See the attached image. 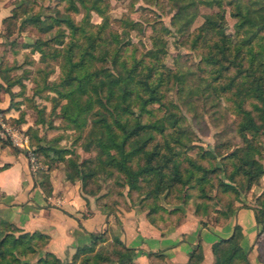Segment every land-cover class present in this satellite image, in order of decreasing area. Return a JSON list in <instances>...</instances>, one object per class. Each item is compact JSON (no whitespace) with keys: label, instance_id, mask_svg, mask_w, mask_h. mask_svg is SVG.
<instances>
[{"label":"trees","instance_id":"16d2710c","mask_svg":"<svg viewBox=\"0 0 264 264\" xmlns=\"http://www.w3.org/2000/svg\"><path fill=\"white\" fill-rule=\"evenodd\" d=\"M66 1L64 12H55L54 16L47 18L44 27H39L42 32H48L55 27L53 36L45 40L36 38L33 46L42 61L48 58H61L57 59L60 60L58 79L43 82L46 91H53L59 98L66 99V102L60 105L59 114L71 122L78 131L83 129L87 121L85 115L91 116L86 148L93 143L97 149L99 163L110 165L123 173L129 189H138L139 177L153 173L156 181L152 191L160 192L165 185L164 169H168L167 176L170 181L183 182L177 159L174 158L179 152L163 137L169 128L178 131V115L171 111L162 117H157L154 116L153 108L150 106L154 103L163 104V87L171 77L176 82H181V74L177 70L166 68L162 63V56L165 53L164 40L154 34L151 39L152 46L139 58L133 54V50L122 55V51L132 44L128 40H122L120 33L108 26L109 17L101 6L102 0ZM199 1L204 2V0H190L187 8L181 4L177 7L176 17L182 18L181 24L186 30L189 21L194 17V9L190 10L189 7ZM76 2L84 9L80 22H76L71 16V12H78ZM91 10L101 17L100 24L88 23L87 17ZM230 14L235 19L233 24L236 30L242 34L237 42H232L224 26L217 25L224 17L222 10L216 14L204 15L202 22L191 33L190 40L193 49L203 45L204 49L198 54L209 65L210 78L206 81L207 85L210 84L218 94L228 95L233 110L239 115L237 134L244 142V146L237 147L225 157L229 160L230 171H226L224 164L220 169L214 165L192 163L201 173L198 178L200 181L208 180L212 173L220 171L224 174L230 183L221 182L219 184L221 192H235L233 182L235 183L237 176L240 177L238 180L240 184L243 180L249 187L264 174V167L257 160L258 158H255V155L260 156L262 150V146L257 144L255 138L258 134H264V0H253V3L246 6L241 0H235ZM6 17L7 15L2 17L1 23ZM38 18V15H32L26 17L22 23L33 21L37 24ZM117 20L123 22L122 25L119 23V26L129 29L134 27V22L125 17ZM84 21L95 28L88 31L82 23ZM65 37H68L67 41ZM50 43L62 46L54 48ZM108 44L109 47L105 48L104 45ZM106 59L109 60L110 67L103 64ZM11 68L13 67L0 60V80L4 84V86L0 84V88L8 92L10 99L14 96L11 85L18 83V80H13L7 74ZM46 74L48 75L49 71L45 72ZM247 101L249 108L245 107ZM7 107H11V102ZM2 111L3 109H0V112ZM21 120L18 118L17 122L20 123ZM156 134L161 136L163 141L162 146L165 148L163 153L160 148L162 146L155 140ZM169 137L175 142H181L179 135L172 137L171 134ZM6 144L12 147L14 153L21 151L10 141H6ZM34 151L38 165L32 171L33 180L42 188L46 196L51 190L49 171L54 168L52 164L64 160L65 157L62 149L42 144H37ZM135 159V164L132 166V161ZM66 160L70 168V171H65L66 179L71 182L79 180L83 186L86 179L94 174L91 169L82 170L70 156L66 157ZM203 189L202 187L200 197L210 198ZM202 202L206 206V201ZM218 203L224 209L223 212H219L222 214L221 219L229 217L235 209L232 200L226 204ZM253 211L255 222H262L263 218H260V214L264 216V211L256 209ZM146 216L149 221L155 222L150 210ZM13 231L19 232L18 236H15ZM90 234L92 240L87 245L75 248L74 258L88 251H93L94 257L101 258L100 252L94 250V247L103 243L108 235L116 245L114 248L116 260L120 264H134L133 249L128 248L117 236H111L108 230ZM241 235L240 226L235 224L230 237L213 242L210 247L214 257L212 264H250L240 245ZM46 241V236L40 231L24 232L14 227L12 223L1 220L0 264H34L23 262L18 258L33 251L38 245L44 246ZM202 257L201 246L198 244L188 253L187 264H196L202 260ZM37 258L36 264H73L47 251ZM104 259L110 262V258Z\"/></svg>","mask_w":264,"mask_h":264},{"label":"rangeland","instance_id":"374dc122","mask_svg":"<svg viewBox=\"0 0 264 264\" xmlns=\"http://www.w3.org/2000/svg\"><path fill=\"white\" fill-rule=\"evenodd\" d=\"M9 6V13L1 23L0 30V60L2 63L12 66L7 71L9 77L18 80V83L11 85L14 96L10 95L3 88L1 94L5 93L11 102L10 114L0 112L2 119L0 123V140L3 142L13 140L42 139V145L51 148H60L64 154V160H58L52 166L53 170L60 171L66 178V172L70 171L66 163V157H71L76 164L86 171H94L86 179L83 186L79 180L71 182L79 185L81 196H93L105 204L109 210L119 207H136L147 213L149 210L153 219L160 224L177 223L188 213L198 218L199 224L206 221L217 222L221 219L224 209L218 202L226 204L232 200L235 208L244 204L252 209L264 211V174L260 175L249 187L245 182H238L236 177L235 192H221L219 184L230 181L220 171L209 175V179L199 180L200 172L192 165L203 164L226 168L230 171L228 158L231 151L237 147H243L244 142L237 134L239 115L233 110L228 95L216 93L212 86L207 85L210 78L209 65L206 64L199 53L202 46L196 49L191 47V33L202 22L204 15L216 14L222 10L224 17L218 22V26H224V30L230 36L232 42H237L241 32L234 26V17L230 14L231 6L235 0H204L190 6L194 17L188 23V30L184 28L182 18L176 17L177 7L185 5L187 8L190 0H102L101 6L106 10L108 26L120 33L122 40L131 42V46L122 51L126 55L130 50L139 58L142 53L147 52L152 46V37L157 34L165 42V53L162 56V63L171 70H177L181 74V82H176L172 77L163 87V104H151L154 116L162 117L168 112H175L178 115V131L169 128L163 137L170 141L179 153L174 156L177 159L183 182H172L168 179V169H164L166 176L163 189L160 192H153L156 177L153 173H146L139 177L138 189H129L123 173L110 165H102L97 157V149L92 143L86 148L87 131L90 128L91 116L86 114L87 121L83 129L78 131L71 122L64 119L60 113V105L66 99L59 98L57 93L46 91L43 82L55 81L60 75L58 58H48L42 61L39 53L33 49L36 38L42 40L53 36L56 28L48 32H42L39 27H44L47 18L54 16L57 11L64 12L66 0H4ZM244 6L253 3V0H241ZM78 12H71L76 22H80L84 15V9L76 2ZM38 15L39 21H22L26 17ZM125 17L134 22L133 29L119 26L122 21L117 19ZM87 21L90 24H100L101 17L94 10L90 11ZM84 27L92 31L95 27L87 22ZM121 24V25H122ZM106 36V35H105ZM68 40V37H65ZM52 46L60 47L55 44ZM105 48L109 47L108 45ZM104 62V63H103ZM102 63L110 67L108 59ZM100 63V64H102ZM43 70V71H42ZM49 74L45 75V72ZM45 75V76H44ZM0 84H4L0 80ZM56 98V99H53ZM58 100V103L56 104ZM248 107V101L245 104ZM255 116L256 112L254 113ZM14 115V116H13ZM153 116V117H154ZM21 118L18 123L17 119ZM180 131V132H179ZM172 134L179 135L181 142H175L169 137ZM249 138V135L246 134ZM155 140L162 146L161 136L155 135ZM257 144L262 146L260 156L255 158L264 167V134H258L255 138ZM14 144V143H13ZM17 146L26 158L29 147ZM36 147V146H35ZM35 147H33L35 149ZM162 153L165 148L160 147ZM65 151V153H64ZM161 155V154H160ZM160 157V156H159ZM158 157V159H159ZM225 158V159H223ZM189 160L192 162H189ZM132 161V166L135 164ZM38 165V160L36 161ZM51 169V170H52ZM73 172V171H72ZM172 182V183H171ZM208 193V197H200L201 188ZM202 201H206V206ZM152 210V211H151ZM261 213V212H260ZM264 218L262 213L260 218ZM261 218V219H262ZM18 236L19 232H14ZM44 246L38 245L33 251L19 256L23 262L36 264L37 257L43 254ZM114 248L116 245L107 235L103 243L94 247L101 254L94 257L93 251L73 257V252L67 258H60L63 261L69 260L73 264H120L115 257ZM110 258V262L104 258ZM87 258V260L85 259ZM135 264V263H134Z\"/></svg>","mask_w":264,"mask_h":264},{"label":"crops","instance_id":"0c3cea01","mask_svg":"<svg viewBox=\"0 0 264 264\" xmlns=\"http://www.w3.org/2000/svg\"><path fill=\"white\" fill-rule=\"evenodd\" d=\"M8 13V4L0 0V30L1 19ZM8 104L9 97L1 94L0 109L5 115L12 109ZM25 143L28 149L43 142L28 139ZM27 162L25 153H14L0 140V221L24 232H42L47 238L43 250L57 258H67L75 248L87 245L91 232L108 230L133 249L135 264H187L188 253L198 244L203 257L196 264H212V243L230 237L237 224L248 262L264 264V218L256 223L249 206L237 205L229 217L217 222L209 220L200 225L198 218L188 213L177 223L160 224L149 221L145 211L136 207L112 211L93 196H81L78 184L53 169L49 171L51 190L45 196L34 183Z\"/></svg>","mask_w":264,"mask_h":264},{"label":"built area","instance_id":"2783aa9c","mask_svg":"<svg viewBox=\"0 0 264 264\" xmlns=\"http://www.w3.org/2000/svg\"><path fill=\"white\" fill-rule=\"evenodd\" d=\"M1 119H2V115L0 114V120ZM1 126L5 127L3 123L1 124ZM11 140H12V142H11L12 144L13 143L17 144V145H19V147H25L26 146L25 145L26 144L25 143L26 140H13V139H11ZM27 160H28L27 165L29 167V170L31 172L34 171V169L37 167V162H36L37 161V156H36V152L34 151V148H32V149H30L28 151Z\"/></svg>","mask_w":264,"mask_h":264}]
</instances>
